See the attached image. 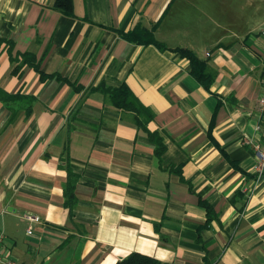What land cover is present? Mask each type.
Returning a JSON list of instances; mask_svg holds the SVG:
<instances>
[{"label":"crops","instance_id":"crops-1","mask_svg":"<svg viewBox=\"0 0 264 264\" xmlns=\"http://www.w3.org/2000/svg\"><path fill=\"white\" fill-rule=\"evenodd\" d=\"M54 1L0 0V250L17 264H115L133 251L264 264V6L195 28L163 21L172 0H73L72 15ZM156 20L163 48L119 33ZM178 46L206 61L209 87ZM24 51L40 70L12 71ZM122 82L150 121L137 125L97 88ZM199 199L217 213L209 224ZM26 213L40 217L30 234Z\"/></svg>","mask_w":264,"mask_h":264},{"label":"trees","instance_id":"trees-1","mask_svg":"<svg viewBox=\"0 0 264 264\" xmlns=\"http://www.w3.org/2000/svg\"><path fill=\"white\" fill-rule=\"evenodd\" d=\"M54 6L67 15L73 14V0H55ZM166 10V8H165ZM164 10V12H165ZM159 20V19H158ZM156 20L150 28H147L141 24H136L132 28L119 31L120 35L132 42L138 43H153L158 47L163 48L165 45L156 39L153 34V28L158 24ZM182 55L186 56L191 65V72L193 75L202 82L205 86L209 87L210 84L214 82L215 75L207 70L206 61L200 59L190 48L184 46L175 47ZM15 60L16 64L13 67V72H19V69L23 64H27L34 69L40 70L39 60L36 59L35 54L30 51H24L19 53L15 57H12V61ZM97 88L103 89L109 94L111 102L122 111H128L133 113L134 122L141 126L142 122L146 123L150 121L153 117L150 109L142 103L139 98L132 92L127 83L122 82L120 85L112 86H98ZM2 89L0 88V92ZM20 95L19 93H4L2 95L5 99L14 98V96ZM1 96V94H0ZM148 136L151 141L155 144L154 153L156 157H160L164 150V145L161 138L156 132H149ZM64 203L65 205H72L74 203V182L72 175L68 173L67 182L64 187ZM199 204L204 208L206 212L205 225L209 224L214 218H216L217 213L214 207L205 200L199 199ZM115 264H173L169 262H162L158 258L138 252L133 251L129 253L124 258L118 260Z\"/></svg>","mask_w":264,"mask_h":264},{"label":"rangeland","instance_id":"rangeland-1","mask_svg":"<svg viewBox=\"0 0 264 264\" xmlns=\"http://www.w3.org/2000/svg\"><path fill=\"white\" fill-rule=\"evenodd\" d=\"M256 0H172L163 17L166 23L177 21L179 25L197 27L203 24L214 27L216 23H230L240 19ZM264 6V0H258ZM155 36V35H154Z\"/></svg>","mask_w":264,"mask_h":264},{"label":"built area","instance_id":"built-area-1","mask_svg":"<svg viewBox=\"0 0 264 264\" xmlns=\"http://www.w3.org/2000/svg\"><path fill=\"white\" fill-rule=\"evenodd\" d=\"M262 32L264 33V28L262 29ZM260 108L264 113V78H263V91L259 99ZM256 156L258 159V163L256 166V181L259 180L262 176H264V138L262 144L256 146ZM23 218L27 220L30 224L27 227V233L30 234L32 232V225L33 222H38L40 220V217L31 214L26 213L23 215ZM4 239V234L0 232V244L2 240ZM0 264H17L15 260L9 255L5 254L4 251L0 250Z\"/></svg>","mask_w":264,"mask_h":264}]
</instances>
